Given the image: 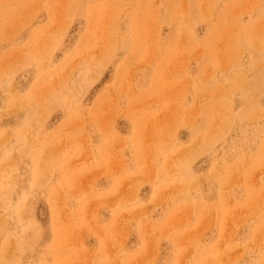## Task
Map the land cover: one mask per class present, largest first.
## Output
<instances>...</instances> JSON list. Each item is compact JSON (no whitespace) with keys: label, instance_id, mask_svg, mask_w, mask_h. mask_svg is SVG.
I'll use <instances>...</instances> for the list:
<instances>
[{"label":"rangeland","instance_id":"1","mask_svg":"<svg viewBox=\"0 0 264 264\" xmlns=\"http://www.w3.org/2000/svg\"><path fill=\"white\" fill-rule=\"evenodd\" d=\"M0 264H264V0H0Z\"/></svg>","mask_w":264,"mask_h":264}]
</instances>
